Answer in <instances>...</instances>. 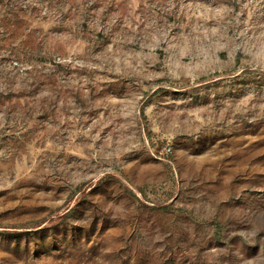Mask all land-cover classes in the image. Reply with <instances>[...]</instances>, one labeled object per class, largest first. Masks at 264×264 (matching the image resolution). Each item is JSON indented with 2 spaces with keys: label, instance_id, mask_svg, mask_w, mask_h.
Masks as SVG:
<instances>
[{
  "label": "rangeland",
  "instance_id": "374dc122",
  "mask_svg": "<svg viewBox=\"0 0 264 264\" xmlns=\"http://www.w3.org/2000/svg\"><path fill=\"white\" fill-rule=\"evenodd\" d=\"M0 264H264V0H0Z\"/></svg>",
  "mask_w": 264,
  "mask_h": 264
}]
</instances>
